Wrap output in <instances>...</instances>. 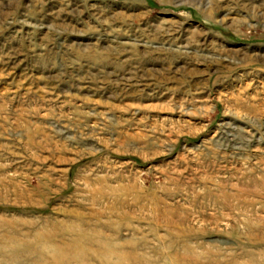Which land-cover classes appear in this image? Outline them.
I'll use <instances>...</instances> for the list:
<instances>
[{"label":"rangeland","instance_id":"rangeland-1","mask_svg":"<svg viewBox=\"0 0 264 264\" xmlns=\"http://www.w3.org/2000/svg\"><path fill=\"white\" fill-rule=\"evenodd\" d=\"M0 264H264V0H0Z\"/></svg>","mask_w":264,"mask_h":264}]
</instances>
